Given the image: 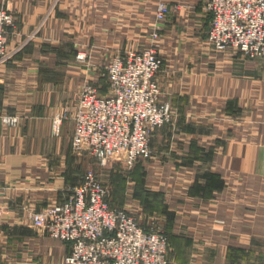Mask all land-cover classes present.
Wrapping results in <instances>:
<instances>
[{
  "label": "crops",
  "instance_id": "crops-1",
  "mask_svg": "<svg viewBox=\"0 0 264 264\" xmlns=\"http://www.w3.org/2000/svg\"><path fill=\"white\" fill-rule=\"evenodd\" d=\"M158 1L9 0L17 29L0 61V114L20 123L0 126V264H64L70 245L31 215L82 182L90 164L72 142L82 87L106 94L112 58L149 46ZM165 1L158 78L173 121L152 134L150 157L97 175L113 206L168 234L170 264H264V146L254 142L264 58L214 49L205 0Z\"/></svg>",
  "mask_w": 264,
  "mask_h": 264
},
{
  "label": "built area",
  "instance_id": "built-area-1",
  "mask_svg": "<svg viewBox=\"0 0 264 264\" xmlns=\"http://www.w3.org/2000/svg\"><path fill=\"white\" fill-rule=\"evenodd\" d=\"M205 9L211 17L208 39L217 50L234 48L249 59L264 56V0H205ZM170 11L166 1L158 3L154 43ZM16 29L9 0H0V61L9 58L7 41ZM162 65L155 47L132 49L108 64L106 94L93 83L84 84L73 116V150L101 165L123 154L129 164L148 157L151 135L174 117L162 99ZM68 116L55 118V132ZM19 123L17 115L0 114V126ZM67 193L61 203L31 215L33 226L70 245L64 264H170L169 236L155 222L144 227L136 215L113 206L110 189L96 172L88 170Z\"/></svg>",
  "mask_w": 264,
  "mask_h": 264
},
{
  "label": "rangeland",
  "instance_id": "rangeland-1",
  "mask_svg": "<svg viewBox=\"0 0 264 264\" xmlns=\"http://www.w3.org/2000/svg\"><path fill=\"white\" fill-rule=\"evenodd\" d=\"M160 1H163V0H160ZM160 1H158V3L160 2ZM165 1V0H164ZM158 3H157V5H158ZM211 20V19H210ZM155 27V26H154ZM210 28V27H209ZM159 29V34H160V38H161V31H162V27H160V28H157V30ZM153 30H154V28H153ZM153 30L151 31V33L153 32ZM160 38L159 39H157L156 41H155V43H154V41L152 40V36H151V34H150V37H149V39L150 40H148L149 41V46L148 47H146V48H144V49H149V48H151V47H155L156 48V51L158 52V54H159V56L162 58V60H163V57L160 55V52H159V49H158V44H159V41H160ZM209 40V39H208ZM210 42V41H209ZM212 45V44H211ZM213 46V45H212ZM214 47V46H213ZM214 49H216L215 47H214ZM132 49H130L129 51H131ZM143 50V49H142ZM217 50V49H216ZM219 51V50H218ZM80 55H82V54H80ZM80 55H78V58H79V56ZM262 58H264V56L263 57H261V58H258V59H262ZM164 62V61H163ZM162 67H163V65H162ZM90 83H92V82H90ZM93 84H95V83H93ZM96 85V84H95ZM160 86H161V84H160ZM161 88H162V86H161ZM163 102L164 103H167L166 101H164L163 100ZM5 114L6 113H3V115L5 116ZM167 124H169V123H166V124H164L163 126H166ZM162 126V127H163ZM161 128V127H160ZM159 129V128H158ZM152 136L153 135H151V137H150V144H151V139H152ZM254 142L256 143L255 145H258V146H261V147H263L264 146V134L263 133H261V135H255V138H254ZM151 147V146H150ZM151 150L153 151V149H152V147H151ZM74 151V150H73ZM152 151H151V154L148 156V157H150L151 155H152ZM75 152V151H74ZM76 153V152H75ZM77 155H79L80 157H87V160H88V162H89V166H88V169H85V173L88 171V170H93L94 172H96V174H98L100 177H101V174H103L104 172H102L104 169H106V168H109L110 166H112L113 164H114V162H116V160H119V159H121V158H123L122 159V161H124L125 162V164L127 165V167L129 168V169H131L132 167H134V166H136V164L137 163H139L141 160H143V159H146V158H148V157H141V158H139L134 164H129L128 163V161H126V155L125 154H123V155H120L119 157H116L114 160L113 159H110L109 161H107V163L106 164H104V165H101V163H100V161H98L95 157H93V156H91V155H89L88 153H76ZM84 173V174H85ZM99 177V179H101L102 180V178H100ZM103 181V180H102ZM105 185H107L105 182H103ZM108 186V185H107ZM140 222V221H139ZM156 223V222H155ZM140 224L142 225V226H144V227H146V226H148V224H150L149 223V221L148 222H143V221H141L140 222ZM156 225H157V223H156ZM158 226V225H157ZM163 230V229H162ZM164 231V230H163ZM165 232V231H164ZM166 233V232H165ZM167 234V233H166ZM168 235V234H167Z\"/></svg>",
  "mask_w": 264,
  "mask_h": 264
}]
</instances>
